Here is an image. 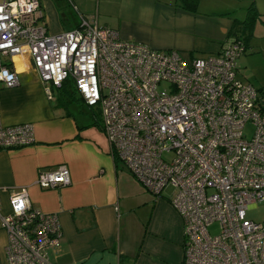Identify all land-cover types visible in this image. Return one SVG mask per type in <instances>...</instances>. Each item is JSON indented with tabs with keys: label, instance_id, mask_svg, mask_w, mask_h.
<instances>
[{
	"label": "built area",
	"instance_id": "2783aa9c",
	"mask_svg": "<svg viewBox=\"0 0 264 264\" xmlns=\"http://www.w3.org/2000/svg\"><path fill=\"white\" fill-rule=\"evenodd\" d=\"M77 19L50 35L39 0H0V84H18L12 59L26 56L48 99L69 82L86 107H97L113 157L149 194L171 189L181 264H264V221L247 218L264 203V97L237 78L244 43L186 60L123 41L95 16ZM33 142L32 125L0 120V151ZM35 184L68 186L69 171L59 165ZM0 227L7 264H57L50 253L60 248L58 216L34 209L25 189L11 192Z\"/></svg>",
	"mask_w": 264,
	"mask_h": 264
},
{
	"label": "crops",
	"instance_id": "0c3cea01",
	"mask_svg": "<svg viewBox=\"0 0 264 264\" xmlns=\"http://www.w3.org/2000/svg\"><path fill=\"white\" fill-rule=\"evenodd\" d=\"M70 1L76 11L67 0H39L48 34L75 28L78 14L95 16L123 41L175 50L186 60L216 55L238 38L250 9L257 14L252 22L264 26V0H198L195 11L176 0ZM12 64L18 84H0V120L3 126L32 125L34 142L0 151L1 214L9 212L11 192L20 189L34 209L56 214L62 237L50 259L57 264H181L182 223L168 198L146 192L115 161L100 127L78 129L79 119L59 109L55 96L48 99L28 57L16 56ZM59 165L69 171L68 186H36L39 173ZM6 242L0 227V264H7Z\"/></svg>",
	"mask_w": 264,
	"mask_h": 264
},
{
	"label": "rangeland",
	"instance_id": "374dc122",
	"mask_svg": "<svg viewBox=\"0 0 264 264\" xmlns=\"http://www.w3.org/2000/svg\"><path fill=\"white\" fill-rule=\"evenodd\" d=\"M238 39L245 44L246 49L245 53L241 55L236 63L237 78L243 84L252 86L259 95L264 97V26L248 21L246 24H243V29L238 35ZM59 94V90L53 91V97L55 96L56 99ZM68 100L75 107L74 114L80 119L79 112L85 108L80 97L74 93L72 96H69ZM92 110L99 119V109L95 107ZM170 194V188H166L161 193L163 197L167 198L170 197ZM247 218L255 222L264 221V203L259 204L255 209L249 210ZM209 231L211 234H214L216 226H213Z\"/></svg>",
	"mask_w": 264,
	"mask_h": 264
},
{
	"label": "trees",
	"instance_id": "16d2710c",
	"mask_svg": "<svg viewBox=\"0 0 264 264\" xmlns=\"http://www.w3.org/2000/svg\"><path fill=\"white\" fill-rule=\"evenodd\" d=\"M176 4H177V6H179L181 9H183L185 11H195L197 8L198 0H176ZM256 16H257L256 11L254 9H250L246 22H248V21L252 22ZM236 39H238V38H236ZM71 89H72V91H71ZM57 90H59V93H60L57 97V107L59 109L64 110L68 115L71 114L73 117H77L71 111L74 108L72 102L70 100H68L69 96H72L75 93L71 84L69 82H65L59 89H56L55 91H57ZM83 106L86 109L84 107H82L85 110L82 109L79 112V114L81 116L80 119L77 117L79 120H84L83 125L80 126V124H79L80 121L75 118L78 129L81 130V129L88 127V126H98L101 128V120H100V118L98 119L96 117V114L93 112L92 108H88L84 104H83ZM114 159L116 162L118 161L117 158H114Z\"/></svg>",
	"mask_w": 264,
	"mask_h": 264
}]
</instances>
